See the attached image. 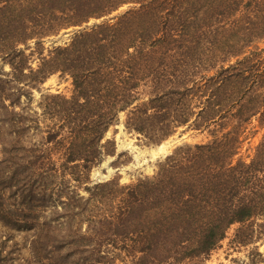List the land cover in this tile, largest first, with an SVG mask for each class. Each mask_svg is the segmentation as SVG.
<instances>
[{"label": "trees", "instance_id": "16d2710c", "mask_svg": "<svg viewBox=\"0 0 264 264\" xmlns=\"http://www.w3.org/2000/svg\"><path fill=\"white\" fill-rule=\"evenodd\" d=\"M262 44L264 0H0V222L26 217L30 260L206 264L233 226L231 244L263 239L264 132L244 155L264 129ZM55 73L72 94L45 93L31 114L22 96ZM121 112L147 144L183 127L203 139L151 176L93 183Z\"/></svg>", "mask_w": 264, "mask_h": 264}, {"label": "rangeland", "instance_id": "374dc122", "mask_svg": "<svg viewBox=\"0 0 264 264\" xmlns=\"http://www.w3.org/2000/svg\"><path fill=\"white\" fill-rule=\"evenodd\" d=\"M126 7L127 5L109 15L99 18H91L83 25L63 29L57 35L46 38L44 42L46 51L53 45L69 42L75 31L83 27L93 26L94 24L101 23L105 20L113 21L115 15L126 9ZM31 44L33 45L34 42ZM36 64L37 62L34 61V66H36ZM0 71L2 73L9 72L10 66L3 64L0 61ZM28 90L32 93L24 94L22 96V104L28 107L31 114L34 112L41 113L39 102L41 101L43 94L60 92L66 95H71L73 90L72 79L69 76L55 73L49 76L44 83L32 89L28 88ZM125 119L126 112H121L119 121L112 125L108 130L106 138H111L115 141L116 152L113 155H105L103 161L93 168L91 175L93 183L98 182L96 181L94 174L103 163L110 167H104L105 170H107L106 172L110 173L107 180L119 175L121 183H130L134 182L139 177L151 176L157 169V163L171 153L177 146L185 142H198L203 139L204 135L199 131L187 127L180 128L173 136L162 143L165 142L168 144L170 140L177 136H183L184 140L179 143H170L169 150H166V152L158 148L160 144H147L142 140L141 135L126 128ZM253 125H257V122ZM263 132L264 129H260L249 139V142L247 141L245 143L244 155H249L253 152V148L259 142ZM120 162L123 163L120 164ZM1 189L6 193L5 197L7 202L12 203L13 206L11 208L15 210L20 209L21 207L18 204L19 199L15 198V194L12 195L10 189L4 187H1ZM81 192L82 194H85L84 190H81ZM7 207L10 208L9 206ZM1 214H3V212H0V215ZM17 217H20V220H18V223L16 224L9 223L8 221H5V219V222H0V236L2 238L4 236V240L5 238H10L5 242L6 255H9V258L2 260L0 264H47L48 262H34L33 260H30L32 257L29 252V244L31 241V238L29 237L30 231H26V229L22 227L27 222H25L26 217L22 215H17ZM235 227L236 226H233L230 229L228 237L222 242L221 246L210 254L206 260V264H264V238L247 246L231 244ZM51 264H115V262H51Z\"/></svg>", "mask_w": 264, "mask_h": 264}, {"label": "water", "instance_id": "95a60500", "mask_svg": "<svg viewBox=\"0 0 264 264\" xmlns=\"http://www.w3.org/2000/svg\"><path fill=\"white\" fill-rule=\"evenodd\" d=\"M182 140H184V137L183 136H177V137H175V138H173L172 140H170L169 142H168V144H166V143H164V144H166L167 145V151L169 150V145H170V143H179V142H181ZM166 151V152H167ZM165 152V153H166ZM105 166H107V164H102V166L98 169V170H96V172H95V179H96V181H98V182H102V181H104V180H107L108 179V177H109V175H110V173L109 172H106L107 170H105ZM107 167H109V166H107ZM110 168V167H109Z\"/></svg>", "mask_w": 264, "mask_h": 264}, {"label": "bare ground", "instance_id": "6f19581e", "mask_svg": "<svg viewBox=\"0 0 264 264\" xmlns=\"http://www.w3.org/2000/svg\"><path fill=\"white\" fill-rule=\"evenodd\" d=\"M164 143H165V142H164ZM164 143L160 144V145L158 146V148H159L160 150L166 151V150H167V145L164 144Z\"/></svg>", "mask_w": 264, "mask_h": 264}]
</instances>
